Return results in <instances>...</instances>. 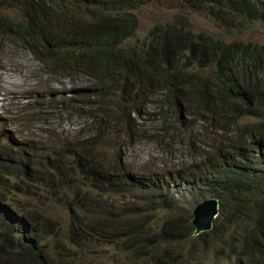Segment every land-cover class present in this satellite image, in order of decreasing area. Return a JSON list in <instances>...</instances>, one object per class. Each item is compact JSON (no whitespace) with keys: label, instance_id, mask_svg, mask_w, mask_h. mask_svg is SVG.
I'll use <instances>...</instances> for the list:
<instances>
[{"label":"trees","instance_id":"obj_1","mask_svg":"<svg viewBox=\"0 0 264 264\" xmlns=\"http://www.w3.org/2000/svg\"><path fill=\"white\" fill-rule=\"evenodd\" d=\"M183 1L226 23L236 20L264 27V0ZM146 4L148 0H0V43L32 54L44 72L52 76L77 83L91 78L90 86L84 90L96 98L88 110L97 136L84 144L92 145H83L72 165L68 154L56 160L36 186L31 181L39 163L26 146L16 148L18 152L9 166L10 155L0 150V162L8 167L4 174L0 172V184L5 186L0 190L4 191L0 193V251L16 264H66L55 262L57 249L76 254L70 246L85 249L98 242L117 243L112 238L124 239L127 235L133 239L131 245H124L128 247L125 252L136 251L134 259L127 262L118 256L121 264H135L133 261H141V257L154 259L152 247L161 238L151 232L146 215H154L163 206L172 209L177 200L171 195L170 185L176 181L189 182L193 198L217 199L221 211L231 201L238 215L245 212L257 221V226L246 233L236 261L253 264L264 257V183H258L260 177L264 179V45L236 40L222 44L206 32L184 31L174 23L157 25L148 38L136 43L137 13ZM118 94L124 98L125 106L135 104L129 114L116 108L112 95ZM147 96H160L165 105L161 110L176 116L168 117V130L164 129L173 137L168 146L185 144L195 159L174 171V175L168 173L167 184L158 177L162 173L144 178L121 166L120 170L112 167L110 172V166L105 164L109 157L100 139L104 135L109 141L121 140L122 128L133 121L132 114L143 111L135 100ZM148 103L146 98L141 106ZM250 116L261 122L242 130L240 119ZM198 122L212 123V129L228 135H239L227 147L217 148L212 135L205 139L196 130ZM130 128L125 130L127 138L135 137ZM153 137L159 146L166 143L160 134ZM197 139L203 141L204 152L192 143ZM148 141H152L150 136L144 134V142ZM32 190L70 199V239L60 237L58 223L36 206L23 202H19L24 207L16 215L29 225V230L26 236L18 237L16 226L21 224L14 225L10 207L3 204L15 191ZM126 200L129 204L124 213L120 205ZM158 202L162 203L157 208L154 204ZM127 217L137 219L131 227L121 228L118 222L126 224ZM142 218L144 222L138 225ZM193 228L195 234L189 221L185 239ZM202 235L205 239L214 232ZM172 237V233L166 235V239ZM142 241L146 252L139 248Z\"/></svg>","mask_w":264,"mask_h":264},{"label":"rangeland","instance_id":"obj_2","mask_svg":"<svg viewBox=\"0 0 264 264\" xmlns=\"http://www.w3.org/2000/svg\"><path fill=\"white\" fill-rule=\"evenodd\" d=\"M10 15L15 17L14 13ZM137 15L139 25L136 39H133L140 44L148 38L157 25L174 23L184 31L188 29L196 34L206 32L214 41L222 44L236 40L264 45L262 25L236 20L226 23L207 12L191 8L183 0H148V4ZM204 73L212 75V72L206 70ZM89 81L92 79L85 77L82 83H77L75 80L72 82L69 79L58 78V75L47 74L32 54L21 48L6 47L5 44L0 43V150L10 155V161L7 163L9 166L18 152L16 148L26 146L34 160L36 159L39 163V166L35 168L34 182L31 181L32 186H36L43 177L42 174L61 157L68 154L70 165L74 164L77 151L97 136V130L95 131L93 126L94 121L90 119L92 113L88 110L89 104H95L96 98L93 96L94 93L84 90V87L90 86ZM112 97L116 108L119 106L120 112L129 114V110L135 106L134 103L125 106L126 102L119 94ZM146 98L149 99V103L141 106ZM160 100V96H147L135 100L143 111L141 114H132L133 121L126 124L129 130L132 127L135 137L127 138L125 127L122 128L121 140L116 137L117 139L113 138L109 141L104 135L100 139L104 153L109 157L105 164L110 166L108 168L110 172H113L112 167L120 170L121 166L128 172H136L140 177L153 178V173H162L158 177L165 179L168 173L174 175V171L181 170L184 164L195 160L191 158L185 144L182 147L176 144L172 147L168 146L173 143V137L167 135L164 129L168 130L167 119L173 115H171L172 111H167L168 114H166L161 110V107L165 105L163 106ZM171 108L165 107L169 110ZM190 119L193 118L190 117ZM260 122L254 117L241 118V129L249 130ZM203 124L204 122H198L196 130L203 133L205 139L212 135L217 141V148L227 147L228 142L239 135L238 132L228 135L218 128L212 129L210 127L212 123ZM144 134H148L152 141L144 142ZM155 134L166 138L163 146L156 144V138L153 137ZM101 135L100 132L97 143ZM192 143L196 148H201L202 152L205 151L201 139ZM91 145L86 144L84 147L89 148ZM202 152L199 151V154ZM1 163L0 172L4 174L8 167ZM42 166H44L43 169ZM52 173L58 172L52 171ZM14 175L19 176L18 173ZM165 180L167 184L168 180ZM260 182L264 183L262 177L258 183ZM4 189L5 186L0 184V190ZM170 189L171 195L177 200L172 209L163 206L154 215H146L151 232L153 234L156 232L161 238L152 247L151 252H155L154 259L141 257V261L133 262H136L135 264L140 262L142 264H238L237 252L245 244V235L250 232L251 227H256L258 222L249 218L245 212L243 215H238L233 211V202L229 201L222 211L220 206L218 217L213 221L211 229L214 232L213 236L202 238V234L206 232L196 236L193 228L188 231V237L185 239L187 223L192 221L194 209L210 196L201 199L193 198L191 195L193 189L189 182L176 181L175 184L170 185ZM37 193L38 191L35 193L33 190L29 193L15 191L9 194V198L3 204L10 207V216L14 225L21 224V227L16 226L19 230L18 237L26 236L29 230V225L16 215V211L21 213V208L24 207L19 205V202H23L36 206L46 217L58 223L60 237L70 239L67 235L71 216L68 208L72 204L69 203L70 199L65 196L55 197L47 193H38V195ZM121 202L120 210L125 213L127 212L125 206L129 204V201ZM161 203L154 205L158 208ZM74 204L81 206L79 203ZM135 219L137 217H127L126 224L118 222V225L121 228L125 225L131 227ZM143 222L144 218L138 225H142ZM170 233L174 234V237L166 239V235ZM179 236L183 239L182 241ZM132 239L128 235L124 239L112 238L117 243L98 242L90 248L83 247L85 249L70 246L73 251H77L76 254L57 249L53 256L55 262L66 264L68 262L70 264H121L118 256L123 262L134 259L133 254L136 250L126 253L128 247L124 246L131 245ZM149 245L150 242H147L148 247ZM1 248L2 242H0ZM139 248L145 252L148 250L144 241ZM5 255L4 251H0V264H16V260L9 259ZM260 261L264 262V257L261 256L253 264H260Z\"/></svg>","mask_w":264,"mask_h":264},{"label":"water","instance_id":"obj_3","mask_svg":"<svg viewBox=\"0 0 264 264\" xmlns=\"http://www.w3.org/2000/svg\"><path fill=\"white\" fill-rule=\"evenodd\" d=\"M220 202L217 199H207L199 204L193 211L192 224L195 235L211 231L213 221L218 217Z\"/></svg>","mask_w":264,"mask_h":264}]
</instances>
